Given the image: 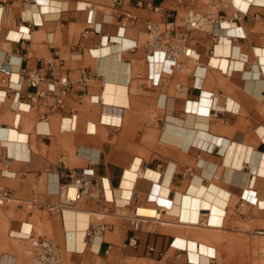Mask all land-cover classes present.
Returning a JSON list of instances; mask_svg holds the SVG:
<instances>
[{
    "label": "crops",
    "instance_id": "0c3cea01",
    "mask_svg": "<svg viewBox=\"0 0 264 264\" xmlns=\"http://www.w3.org/2000/svg\"><path fill=\"white\" fill-rule=\"evenodd\" d=\"M113 1L0 0V91L13 90L0 101V186L40 202L0 206V264L28 260L29 241L10 234L22 225L54 240L65 259L86 264H171L181 249L196 264L212 249L204 229L264 231V3ZM189 8L224 16L215 29L220 40L195 30L186 43L190 56L173 68L161 57L155 65L147 57V24L158 22L163 32L177 26L175 34ZM238 9L243 13L234 18ZM171 10L178 18L167 24ZM126 12L136 19L124 27ZM49 63L57 64V78L75 81L73 91L55 111L51 97L19 110L14 94L30 102L35 88L20 83L18 71L42 67L51 80ZM81 68L98 74L89 92L101 101L77 102ZM214 96L221 97L217 110ZM71 112L77 129H61ZM88 166L92 198L74 209H48L61 202L53 191L64 169ZM140 203L164 212L136 232L128 217ZM90 222L111 229L85 245ZM134 234L137 245H130Z\"/></svg>",
    "mask_w": 264,
    "mask_h": 264
},
{
    "label": "built area",
    "instance_id": "2783aa9c",
    "mask_svg": "<svg viewBox=\"0 0 264 264\" xmlns=\"http://www.w3.org/2000/svg\"><path fill=\"white\" fill-rule=\"evenodd\" d=\"M123 0H114V3H121ZM194 1V0H193ZM141 0L137 1V4L141 5ZM249 7V6H248ZM248 7L245 11H248ZM214 8H217V4ZM243 13L242 9L233 15L234 18H239V15ZM166 18L169 20L167 24L175 23L178 16L175 10L168 11L166 13ZM126 22L123 25L126 27L127 22L136 19V16L132 12H126L125 15ZM224 16L218 14V12H205L196 11L193 8H189L184 16L179 19V25L182 30L177 31L175 34L171 31H176L175 26L173 29L169 27L165 32L162 31L161 25L158 22L150 21L147 24L148 28V39L146 41L147 57L155 63L158 57H161L162 63L165 64L166 61L170 62V66L173 68L175 65L180 63V58L182 55L190 56L191 50L186 46L188 43L191 33L195 30H201L205 32H210L216 43L220 40V35L215 31L217 27L221 28L224 22ZM168 35L166 36L165 34ZM29 34V33H27ZM20 35H25L21 32ZM164 43H167L164 45ZM134 44L132 47H135ZM59 64H63L59 62ZM56 63H49L52 66L50 73L53 78L50 80L48 78L47 72L44 71L42 67L35 70H30L27 68H21L18 71L20 77V83H26L31 87L35 88V91L29 95L30 102L21 101V95L19 92L14 94L13 104L17 106L19 110H27L37 107L42 99L46 97H51L54 99V105L52 110H57L63 106L64 97L68 96L74 89L75 81L71 80L67 76H62L57 78L54 74L53 67ZM157 65V63H155ZM158 66V65H157ZM163 66L159 69L162 71ZM158 71V70H157ZM157 73V72H156ZM160 74V72H158ZM98 76L97 73H93L86 68H81V74L77 83L79 85V90L76 91L75 97L78 103L82 104L84 101H101V99L89 92V86L91 82ZM13 90L8 87L0 92V101L5 99L9 93ZM220 96H214L213 107L217 110L220 106L219 99ZM262 103L264 106V93L262 96ZM64 119H68V125L64 123ZM61 129L68 131H75L77 129V113L71 112L68 116H63L61 120ZM49 134V133H47ZM162 168V165H158ZM139 170L143 171L141 168ZM94 171L91 166L84 168H66L60 176H58L59 187L53 192L61 196V202L58 205L46 204L47 208L50 210H58L60 212L66 209H74L75 206L82 200L91 199L92 187H93V177ZM61 178V181H60ZM40 176L37 175L35 183L39 182ZM18 202L19 207L26 206L32 209L35 205L40 202L36 198L31 200L21 199L14 191L7 189L4 186H0V206L11 205ZM141 208H152L155 210V214H148L140 212ZM164 209L161 207L147 205V204H135L133 205L132 213L129 215V222L133 227L134 231L138 232L141 230L143 223H157L162 220ZM206 226V224H205ZM111 229L109 223H89L84 230V242L85 245L92 243V241L101 237L107 230ZM256 233L264 234V231H257ZM11 236H18L29 241L30 246L27 250L28 260L24 264H86L85 262L73 263L71 260H67L63 257L61 247L51 239L36 237L32 231L24 230L23 225L19 230L10 231ZM138 235L134 234L129 239L130 245H137ZM111 247L105 249V253L108 254ZM149 251L153 253L155 251L154 246L149 247ZM173 263L171 264H195L190 261L186 256L185 250H178L173 256ZM105 264H118L115 262H107ZM156 264H167L161 262L160 260ZM196 264H219L216 255H210L206 260L198 261Z\"/></svg>",
    "mask_w": 264,
    "mask_h": 264
},
{
    "label": "rangeland",
    "instance_id": "374dc122",
    "mask_svg": "<svg viewBox=\"0 0 264 264\" xmlns=\"http://www.w3.org/2000/svg\"><path fill=\"white\" fill-rule=\"evenodd\" d=\"M212 233L204 241L215 249L219 264H264V234L251 232H223L204 229Z\"/></svg>",
    "mask_w": 264,
    "mask_h": 264
},
{
    "label": "bare ground",
    "instance_id": "6f19581e",
    "mask_svg": "<svg viewBox=\"0 0 264 264\" xmlns=\"http://www.w3.org/2000/svg\"><path fill=\"white\" fill-rule=\"evenodd\" d=\"M253 2H258V3H264V0H252ZM193 53V50H191V54ZM193 56V55H192ZM213 104V103H212ZM140 173H141V175H143V171H141L140 170ZM262 204H264V202L262 203ZM140 210H145V208H141ZM141 212V211H140ZM84 232V231H83ZM186 245V244H185ZM210 248H212V249H209L208 251H207V253H202L203 255H206L207 257H209L210 255H213V254H216L215 253V249L213 248V247H210ZM198 254L199 253H197V254H194V255H197L198 256ZM205 256V257H206ZM206 257V258H207ZM264 262V261H263Z\"/></svg>",
    "mask_w": 264,
    "mask_h": 264
}]
</instances>
